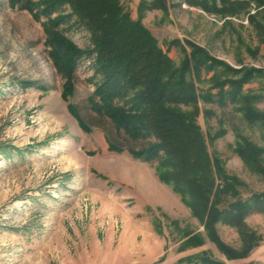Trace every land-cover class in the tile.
<instances>
[{"label":"rangeland","instance_id":"1","mask_svg":"<svg viewBox=\"0 0 264 264\" xmlns=\"http://www.w3.org/2000/svg\"><path fill=\"white\" fill-rule=\"evenodd\" d=\"M120 1L137 19L140 0ZM249 1L245 13L223 17L168 0L166 10L145 11L142 23L176 66L190 58L194 45L235 69L264 74V0ZM40 2L0 0V264H180L203 253L225 264H264V213L247 215L243 228L216 223V237L227 248L248 251L229 258L181 195L159 178L158 163L129 151L155 136L130 139L92 109L89 59L79 62L73 91L63 95L66 78L50 56L47 20L26 7L36 10ZM67 35L81 49L91 46L83 27ZM173 39L184 48L170 46ZM263 74L243 87L258 97L257 121L232 105L202 100L196 116L209 156L242 181L244 200L264 191V177L237 152L247 139L263 150L264 167ZM210 76L203 71L204 82L194 79L196 86L207 88ZM29 81L36 85H21ZM110 139L125 149L111 150ZM194 235L201 245L189 242Z\"/></svg>","mask_w":264,"mask_h":264},{"label":"trees","instance_id":"2","mask_svg":"<svg viewBox=\"0 0 264 264\" xmlns=\"http://www.w3.org/2000/svg\"><path fill=\"white\" fill-rule=\"evenodd\" d=\"M184 1L223 17L245 13L250 5L249 0ZM167 3L168 0H140L137 19L131 17L120 0H41L36 10L32 6L26 7L36 18L47 20L50 56L66 78L63 95L73 91L79 62L89 59L95 86L90 100L92 109L111 119L115 128L130 139L155 136L156 140L148 141L145 147L128 148L129 151L135 158L157 162L159 178L172 186L193 214L205 223L219 249L231 259L243 257L248 251L239 254L227 248L216 237L214 227L222 221L243 228L247 215L264 213V191L253 193L245 200L240 197L242 181L229 175L216 157L209 156L196 116L198 103L202 100L220 107L232 105L243 112L249 122L257 121L253 105L258 97L245 92L243 87L257 74H263V70L235 69L190 42V58H183L176 66L142 23L145 11L166 10ZM254 18L252 16V20ZM82 27L90 36L91 46L86 49L75 45L67 35ZM175 44L184 48L179 39L169 42L170 46ZM203 71L211 73L207 88L198 87L194 82V79L198 83L204 82ZM21 85H36V82ZM181 105L190 109L183 110ZM70 110L86 128L77 109L70 105ZM206 111L211 113L210 109ZM109 148L119 152L125 149L111 139ZM237 152L264 177L262 149L244 139ZM188 240L196 245L203 243L199 235ZM256 240V237L251 239L249 248ZM180 264L225 263L203 253Z\"/></svg>","mask_w":264,"mask_h":264}]
</instances>
